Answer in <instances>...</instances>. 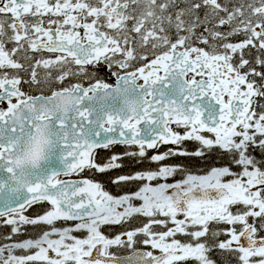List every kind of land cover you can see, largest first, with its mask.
<instances>
[{
    "label": "snow or ice",
    "instance_id": "1",
    "mask_svg": "<svg viewBox=\"0 0 264 264\" xmlns=\"http://www.w3.org/2000/svg\"><path fill=\"white\" fill-rule=\"evenodd\" d=\"M0 264H264V0H0Z\"/></svg>",
    "mask_w": 264,
    "mask_h": 264
},
{
    "label": "flooded vegetation",
    "instance_id": "2",
    "mask_svg": "<svg viewBox=\"0 0 264 264\" xmlns=\"http://www.w3.org/2000/svg\"><path fill=\"white\" fill-rule=\"evenodd\" d=\"M120 254H122V255H127V253H126V252H121Z\"/></svg>",
    "mask_w": 264,
    "mask_h": 264
}]
</instances>
